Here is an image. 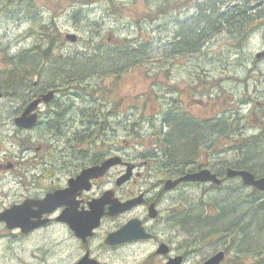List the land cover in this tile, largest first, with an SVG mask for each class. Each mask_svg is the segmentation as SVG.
Returning a JSON list of instances; mask_svg holds the SVG:
<instances>
[{
    "label": "rangeland",
    "instance_id": "1",
    "mask_svg": "<svg viewBox=\"0 0 264 264\" xmlns=\"http://www.w3.org/2000/svg\"><path fill=\"white\" fill-rule=\"evenodd\" d=\"M258 2L0 0V144L9 147L11 159L22 161L20 154L26 146H31L32 152L25 155H33L37 145L50 153L56 136L74 135L71 140L81 142L85 130L89 145L95 146L101 140L97 131L104 127L110 130L107 134L122 139L123 148L130 143L125 150L146 160L148 167L154 166L157 153L160 166L165 156L158 149L159 131L169 129L162 111L167 102L177 106V100L185 98V93L181 94L185 83L196 82L201 97L211 101L213 114L217 113L218 131L203 145L212 147L207 158L215 164L213 171L224 175L227 167L246 165L264 177V82H258L264 74V61L259 65L262 74L253 71L252 64L257 63L251 62L264 47V27L253 24L264 18V5L258 6ZM235 4L241 5L246 15L255 14L248 32L243 25L240 29L213 21L197 36L201 19L209 15L211 20L214 11L232 10ZM67 33L75 34L77 42L68 41ZM185 40L190 44L186 46ZM50 41L51 56L45 58L42 50ZM127 51L132 58L117 59ZM93 56L99 61L110 57L111 67L93 66ZM85 62L87 66H83ZM23 67L25 71L18 70ZM59 69L65 74L59 76ZM19 71L23 73L20 79ZM77 71L78 77L73 76ZM34 72L43 76L40 89L50 84L59 88L55 105L64 111V117L42 121L38 128L24 131L14 119L23 111ZM28 75L31 80H25ZM11 77L13 82L21 80L15 89L5 83ZM107 113L111 116L102 120ZM201 157L206 159V155ZM177 198L181 200L178 211L185 214L216 218L229 207L230 218L239 216L229 228L234 243L264 246V193L244 186L239 179H227L221 187H185ZM169 229L180 228L173 224ZM182 237L187 238L182 235L179 239ZM216 237L215 233L198 238L190 264L213 251L218 245Z\"/></svg>",
    "mask_w": 264,
    "mask_h": 264
},
{
    "label": "flooded vegetation",
    "instance_id": "2",
    "mask_svg": "<svg viewBox=\"0 0 264 264\" xmlns=\"http://www.w3.org/2000/svg\"><path fill=\"white\" fill-rule=\"evenodd\" d=\"M256 21L254 26L262 25ZM255 60L258 62L252 64L253 71L262 74L259 65L264 58L253 56L251 62ZM36 73L27 86L23 110L43 92L50 89L59 92L55 84L40 89L42 83L37 81ZM258 82H264V74ZM195 83H185L181 94L186 96L177 100V107L166 103L162 111L164 122L168 125V119L178 115L186 127L202 128L212 136L218 131L217 113L213 114L214 104L201 97ZM35 113V124L24 131L38 128L42 121L64 117L55 100L37 105ZM110 116L107 113L102 120ZM108 131H97L101 140L95 146L89 145L86 130L81 142L72 141L74 135L56 136L50 153L46 147L37 145L33 155H25L32 152V147L26 146L20 154L22 161L11 159L9 147L0 144V264H167L175 257H181L180 264H190L196 256L198 238L215 233L214 243L217 240L218 245L196 264H202L218 251L224 252L219 264H239L235 258L245 264H264V246L234 243L230 229H210L201 234L195 229H183L178 223L185 212L178 211L181 200L177 196L185 187L201 184L181 181L166 188L165 183L188 172L213 170L215 164L207 158L212 147L197 140L183 169L170 167L163 157L159 166L157 153L154 166L148 167L146 160H139L136 153L125 150L130 143L123 148L122 139L107 134ZM60 139L64 141L62 146ZM163 142L167 143V138ZM199 149L207 152L199 153ZM201 155H206L204 161ZM106 162L108 166L101 175L81 184H70L84 170ZM58 191L63 194L61 202H44L49 194ZM125 202L130 204L123 209ZM173 224L180 229H169ZM182 235L187 238L179 239ZM241 244L243 248L239 247ZM161 247L167 251L162 253Z\"/></svg>",
    "mask_w": 264,
    "mask_h": 264
},
{
    "label": "trees",
    "instance_id": "3",
    "mask_svg": "<svg viewBox=\"0 0 264 264\" xmlns=\"http://www.w3.org/2000/svg\"><path fill=\"white\" fill-rule=\"evenodd\" d=\"M244 1L250 2L251 0H244ZM260 2H261V6H263L264 0H260ZM241 9H243L241 5L235 4L232 10H226L224 12L214 11L213 17L211 20L209 19V15H207L206 17H204V19H201L196 26L197 36L199 37L200 33L203 35V32L205 31L204 28L212 24L213 21L214 23L218 25L228 24L229 26L232 25V26H235L236 28L238 26L240 29L242 28V25H243V28L247 29V32H248V29H249L248 25L251 21L253 22L254 14L247 13L248 15H246L244 11H241ZM254 9L255 8L251 10L253 11ZM254 12H257V10L255 9ZM237 18H238V21L235 20ZM233 20L234 22H231ZM44 34L48 35L50 33L45 32ZM51 44H52V41H50V44L42 50L43 57L50 58L51 56V46L50 45ZM189 44L190 43L186 41V46ZM129 58H132L131 56H129V51L122 52L121 54L119 53V55H117V59L126 61V59H129ZM90 60H91V63H93V66L104 67L106 65L107 67H111L110 62L107 61V60H110V57L106 58V60L103 59V61H99V58H96L93 56L90 58ZM33 65L34 64H30V66H33ZM87 65H88L87 62L83 64V66H87ZM78 67H81V66L79 65ZM18 70L25 71V68L23 67ZM21 71H19L20 73L17 75L19 76V79L23 76V73ZM36 74L38 75L37 81L42 82V80H44L42 74L39 72H37ZM57 74L59 76H62L65 74V70L59 69L57 71ZM73 74H74L73 76L78 77L80 72L77 71ZM27 79L31 80V76L28 75L25 80ZM20 82L21 80L13 82L12 77L8 80H5L6 85L12 86V89H15V85L19 84ZM46 84L49 85L50 83L47 82ZM168 128H169L168 131L165 133L159 131V135H160V143L163 146V152L165 154L164 160L169 161V165L172 168L183 169L186 166L185 162L190 157V154L192 152L191 148L195 144V142L199 140L200 143H207L213 136V135L211 136L209 132L207 133L206 131H204L202 128L186 127L184 122H182L180 116L178 115H173L171 118L168 119ZM166 138H167V143H164L163 141ZM261 144H264V143H261ZM262 151L264 153V149H262ZM243 166L246 167V165H243ZM221 176L224 177V175H221ZM263 205H261L260 208H262ZM229 213H230L229 207L220 211L219 216L216 218L205 217L202 214L192 215V213H187L185 215H180L182 216V218L178 219V223L181 225L183 229H187V230L195 229V231H200L201 234L208 233L210 229H229L231 224H233V222L239 219L238 215H233L230 218ZM206 229H208V231Z\"/></svg>",
    "mask_w": 264,
    "mask_h": 264
},
{
    "label": "water",
    "instance_id": "4",
    "mask_svg": "<svg viewBox=\"0 0 264 264\" xmlns=\"http://www.w3.org/2000/svg\"><path fill=\"white\" fill-rule=\"evenodd\" d=\"M28 1H32V0H28ZM262 22H264V20ZM65 37L71 42H75L77 39V36L71 33H67ZM256 57L257 58L264 57V48L256 53ZM54 95H55L54 91L50 90L46 93L41 94L39 98H36L35 100L31 101L29 105L21 113V115L15 118V124L21 128H26V129L30 128L36 122V114L35 113L31 114L35 110L36 106L40 102L52 101L54 99ZM1 96L2 93L0 92V98ZM106 166H108V162L103 164V166H95L86 169L76 179L72 180L70 184L71 185L81 184L85 180H89L91 178L97 177L102 174L103 172L102 170H104ZM225 176L226 178L240 177L244 185L256 188L259 191H264V177H255V175L249 170L227 167L225 169ZM181 181L210 183L214 185L222 184V179L216 173L211 172L209 169H201L195 172H188L185 175L175 180H167L165 183V187L173 188ZM62 197H63L62 192L58 191L53 194H49L45 198L44 202L47 203L57 202L58 204L59 202H61ZM129 204L130 202L123 203L122 204L124 206L123 209L127 208ZM11 212H15V211L11 210ZM152 216L154 217L155 214H152ZM160 251L162 253H165L167 249L165 247H161ZM223 258H224V252L218 251L217 253L213 254L211 257L206 259L202 264H219ZM180 261H181V257H175L172 258L167 264H180Z\"/></svg>",
    "mask_w": 264,
    "mask_h": 264
},
{
    "label": "bare ground",
    "instance_id": "5",
    "mask_svg": "<svg viewBox=\"0 0 264 264\" xmlns=\"http://www.w3.org/2000/svg\"><path fill=\"white\" fill-rule=\"evenodd\" d=\"M48 91H50V90H48ZM48 91H46V92H48ZM46 92H43V93H46ZM43 93H42V94H43Z\"/></svg>",
    "mask_w": 264,
    "mask_h": 264
}]
</instances>
